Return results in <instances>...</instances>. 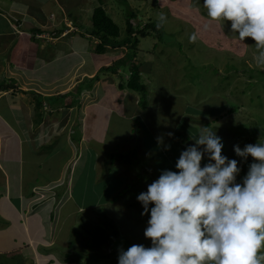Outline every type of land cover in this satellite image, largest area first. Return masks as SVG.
I'll return each mask as SVG.
<instances>
[{
	"label": "rangeland",
	"instance_id": "1",
	"mask_svg": "<svg viewBox=\"0 0 264 264\" xmlns=\"http://www.w3.org/2000/svg\"><path fill=\"white\" fill-rule=\"evenodd\" d=\"M0 1L7 5L4 10L13 19L11 21H20L23 27L31 23L32 26L41 25L44 30H51L62 22L69 26L58 37H52L46 31L35 35L40 39L36 42L40 48L49 40L63 44V47L66 43L70 46L67 54L59 52L64 51L62 47L58 52H51L49 48L41 50L39 55L48 64L39 69L32 67L35 71H30L19 68L13 61H22L23 56L27 59L28 68L31 54L38 52L37 47L22 43L23 36L16 34L13 38L10 37V40L7 39L9 46L4 51L6 57L11 59L10 65H6V57L0 53V56H4L3 60L0 59L1 73H4L3 70L11 73L7 78L0 79L2 86L4 83H12L17 87V82L22 79L28 84L35 79L38 87L35 91L43 96H50L52 91L57 90H62L61 93L69 90L75 93L79 80L80 86L82 83L89 85L84 92L81 91L83 95H79L82 101L76 96L78 99L71 108V114L69 110L59 109L55 120L48 125L43 122L40 128L33 127L26 116L18 113L20 110L16 105L11 106L12 99L16 100L17 96L20 102L23 98L29 102L30 95L25 92L37 88L35 85L31 84L33 88L28 89L21 84L17 88L0 91V164L6 168L4 172H0V179L4 178L6 171L15 172L13 167L19 169L22 168L21 165L29 162V166L25 168L34 169V177L39 172L38 178L45 177L52 181L47 197L50 199L49 205L46 207L43 202L40 210L46 221L53 214L52 223H47L49 233L52 225V229L54 228V235L47 238L49 240L53 237L51 241L39 242L43 264H72L65 260L70 249L68 238L71 229L84 232L87 219L98 222L106 213L110 216L111 211L115 216L119 214V217L116 216L118 220L113 223L120 234L114 235L108 228H103L102 235L107 231L113 239L112 243L107 244L106 239L96 249L101 255L89 260L84 258L83 261L85 264H118L120 250L130 247L128 241H125L126 229L141 223L146 225L148 221L145 223V220L150 218V212L141 215V203L136 208H130L126 206L124 199L130 195L137 197L141 192L147 191L148 184L156 180L162 170L178 171L175 163L181 151L194 144L192 138L202 128L214 130L224 145L222 154L238 161L241 171L237 182L242 183L248 166L254 160L250 159V155L246 159L237 156L233 146L240 144L244 137L251 136L250 128H257L252 133H256L259 142L264 143V123L259 125V121H264V88L257 85L259 82L256 78L257 70H264V66H257L254 61L257 53L253 40L245 38L241 42L238 34L231 31L229 21L209 20L203 0H34L31 4H26L25 0H14L15 4L20 2L18 9L23 7L21 11L10 10L13 0ZM99 4L118 25V39L126 36L128 20L132 26L137 27L147 22L157 23L161 12L167 16V21L162 26L163 32L151 31L149 35L139 37L137 49L133 53L134 58L131 57L133 54H128L122 61H118L116 64L122 75L121 72L116 75L107 74L111 80L107 83L102 82L105 76L102 74L98 81L92 82L87 79L89 77L86 74L82 75L86 66L91 71L105 60L121 58L127 51L121 47L108 48L102 54L94 53L90 42L95 44L97 41L93 37L89 38L88 31L92 11ZM24 5L31 11H38L39 17L28 22L26 15L21 13L27 14ZM29 15L33 17L34 14ZM73 21L79 24L81 30H76ZM193 33L197 35L195 43L189 42V36ZM28 34L32 36L34 33ZM130 63L137 65L141 81L146 84L145 108L139 104L141 93L127 87L118 88L121 76L122 81H125L130 75ZM243 63L255 69L246 72L241 69ZM234 66L238 67L237 71H234ZM248 82L255 85L248 87ZM12 92L16 93L15 97H11ZM87 95L93 101L88 100ZM72 96L70 94L68 98L72 99ZM88 104L96 105L86 108L88 111L84 110ZM234 105L239 106L238 109L229 112V107ZM47 108L46 105L45 110ZM83 115L87 117L85 120ZM135 115H140V119L129 117ZM72 116L73 122L70 123L74 124L68 126V117ZM44 117L47 120V114ZM78 121L82 122L83 128L86 127V137L90 135L89 143H83V149L81 144L77 146L72 140L76 135H81ZM62 122L64 123L60 127L59 123ZM238 124L248 129L241 131ZM66 126L73 128L75 134L71 135ZM176 129L180 131V139L175 135H167L174 134ZM57 132L63 135L52 146L49 138ZM187 134L191 138L188 136L190 140L184 141L186 139L183 137ZM158 136L163 138L160 144L157 142ZM98 137L101 141H96ZM112 142L116 144L113 149ZM165 146L170 147L165 150ZM85 148L90 150L88 155ZM95 150L100 151V159L98 157L97 161H94ZM158 152L165 154V162L159 164L153 161V156ZM208 162V155L205 154L201 166ZM12 180H16L13 175L10 181ZM120 189H125L126 193L119 191L118 195L121 196L113 200L112 196H117L116 191ZM2 191L4 190L0 187V194ZM87 197L94 198L88 200ZM152 206L149 204V209ZM1 236L3 235L0 234ZM71 236L75 238L74 235ZM131 236L134 237V234ZM5 240L7 247L9 243ZM145 245L151 246V241L146 240ZM87 250L91 254L96 253L92 248ZM18 256L15 252L9 255L0 254V264H31L29 259Z\"/></svg>",
	"mask_w": 264,
	"mask_h": 264
},
{
	"label": "clouds",
	"instance_id": "2",
	"mask_svg": "<svg viewBox=\"0 0 264 264\" xmlns=\"http://www.w3.org/2000/svg\"><path fill=\"white\" fill-rule=\"evenodd\" d=\"M203 6L209 20L229 21L241 42L251 38L254 61L264 66V0H203ZM166 21L159 13L156 27ZM192 139L175 163L178 171L162 170L137 196L141 215L150 212L144 236L151 246L120 250L118 264H264V143L233 146L237 156L254 160L238 183V161L222 154L214 130L202 128ZM205 154L209 162L201 166Z\"/></svg>",
	"mask_w": 264,
	"mask_h": 264
},
{
	"label": "trees",
	"instance_id": "3",
	"mask_svg": "<svg viewBox=\"0 0 264 264\" xmlns=\"http://www.w3.org/2000/svg\"><path fill=\"white\" fill-rule=\"evenodd\" d=\"M204 15H206V14H204ZM72 23L79 30H81V27L79 26L78 23H75L74 21ZM157 23L156 22H147V23L143 24L142 26L137 25V27H134V26H132V24L128 20L126 23V29H125L126 30V36L123 39H118L120 37V31H119L118 25L108 15L105 8L103 6H101V4L97 5L92 11L91 21H90V26H89L90 30L88 31V33L90 35L89 38L91 39L93 37L92 39H95L97 41L95 44L90 42V44L93 47L94 53L95 54H102L108 48L116 49V48H121V47H124V50H127L128 52L126 51V53L121 58H118L117 60L112 61L108 65H101L100 67H98L96 69L95 73L91 77L87 76V77H89L87 79L90 82L98 81L100 74H102V75H107V74L116 75L119 72H121L120 67L116 63L118 61H122V58H124L126 55L135 53L134 51L137 49V45L139 43V37H145V36L149 35L151 33V31H154L156 33L163 32L162 27H160L159 29L156 27ZM32 27H33L32 31L34 33L32 35L33 37H35V35H38L42 32L49 31V29L44 30V28H41L40 26H32ZM67 27L68 26L66 25V23L62 22L61 24H59V25L55 26L53 29H51L52 35L53 36L60 35V33H62L64 31V29H66ZM217 29H219V28H217ZM131 57L134 58V54ZM242 65L243 66H241V69L246 71V72H248V71L250 72V71H253L255 69V68H249L244 63ZM88 67L89 66H86V69H85L86 71H88L87 70ZM237 69H238V67L235 68V66H234V71H237ZM129 70H130L129 71L130 75H129L128 79H126L125 81H122V76H121L120 82H118V88L123 89V88L127 87L131 90H134V91L141 93L142 97H141V101L139 104L141 105L142 108H145L147 106L146 84L141 81V74H140V71L138 70L137 65L130 63L129 64ZM257 73H258V76L256 78H257V81L259 82V84H257V85L264 88V70H257ZM121 75H122V72H121ZM251 77H253V76H251ZM17 83H19V81ZM31 84L34 85L33 83H31ZM78 84L79 85L76 87L77 93L76 92L73 93L72 91L69 90V91H66L64 93H57V94H52L50 96H43L40 92H37L33 89H30V91L25 92V93H28V95H30V102L33 105V111H32V115H31L32 126L35 128H40L41 127L40 124H42L43 122H44V124L48 125L50 122H53L55 120V118H56L55 114L57 113V111H59L60 108H62L63 111H66L67 109L69 110L70 108H72L74 103L78 99V98H76V96L77 97H79V95L81 96L82 92L85 91V88H87L89 86V85L85 86V85H83V83L81 84L82 86H80V82ZM253 84L254 83L248 82L247 86L251 87ZM15 86L16 85L12 84V83H7V84H4L2 86V84L0 83V88L3 87L5 89H8L9 87H15ZM95 91L96 90L94 89V92ZM21 92H23V90H21ZM70 94L73 95L72 99L68 98V95H70ZM78 100H82V98L79 97ZM44 102H45V104H44ZM46 105L48 108L45 110ZM238 107L239 106H236V105L230 106L228 111L234 112L235 110L238 109ZM18 113H21L23 115L22 111H18ZM45 114H47V120H45V117H44ZM129 117H131V118L136 117V118L140 119V115L129 116ZM68 120H69V122L67 123V125L69 126L70 117H68ZM63 123L64 122L59 123L60 127L63 125ZM263 123H264V121H259V125H261ZM73 124H71V126ZM77 124H78V126L80 125L81 135L80 136L76 135L75 137H73V138L71 137V138H72V140H74L77 143V146H79V144H81V148H82V146L84 145L83 143H85V142L89 143L90 135L86 137V134H85L86 129L83 128V124L81 121H78ZM81 124H82V126H81ZM237 127L240 128L241 131L248 129L245 126H243L242 124H238ZM256 129L257 128H250V130H251L250 135L251 136L250 137H248V136L244 137L242 139V142L240 144H238L241 149H243V147L246 144L262 143V142H259V138L255 136L256 133H254V132L252 133V131H254ZM258 129H259V127H258ZM67 131H70L71 135L75 134L73 132L74 131L73 128L71 129V128L67 127ZM132 131H133V129H132ZM179 133H180V131L176 129V130H174L173 135H175L176 137H178V139H180L181 136L179 135ZM62 135H63V133H60V132L53 134L49 138L50 144H52V146H53V144L55 142H57ZM188 136H189V138H191L190 135L187 134L183 137L184 139H186L184 141L190 140V139H188ZM75 138H77V139H75ZM86 139L88 141H85ZM96 141H101L100 137H98V139ZM112 145H113V147H112ZM115 145L116 144H114V142H112V144H111L112 148L111 149H113L115 147ZM152 145L156 146L155 143H153ZM96 151L100 152L99 150H96ZM113 151L115 152V150H113ZM164 155L165 154L158 152L155 156H153V161H157L159 164L165 162L166 159L164 158ZM250 159H253V158L251 157ZM103 162H104V160H103ZM104 169L106 171L107 168L105 167ZM119 191H121V189L116 191L117 196H112L113 200L117 199L116 197L121 196V195H118ZM121 192L126 193V190L122 189ZM122 196H124V195L122 194ZM122 198L124 199V197H122ZM47 201L48 202L45 204L49 205L50 199H48ZM124 202H125L126 206L130 207V208H132L133 206H134V208H136V207H138V205L140 203L137 200V197H134L132 195L127 196V198L124 199ZM50 204L52 205V200H51ZM52 207H54V206H52ZM56 210H57V208H56ZM109 213L111 214L110 216H107V213H106L105 215H103L101 220L98 222H90V220L87 219L86 222L88 224L85 223L86 225H85V227H83L84 232L77 231L75 228L71 229V231L69 233L70 236L68 238L70 249L67 252L69 253V255H68V253H66L65 260L67 259V261L72 263V264H85V261H83L84 258H88L87 260H89L92 257H96V255H101L99 251H96V249L99 248V245L101 243H105L106 239H107V244L110 245L112 243V240H113L112 237L109 236L107 231H106V234L104 233V235H102L101 231H103V228H105V230L108 228L110 231H112V233L114 235L120 234L118 232V229L115 228L114 223H113V222H115V220H118L117 217H119V214L116 215L117 216L116 217L114 215L113 211H111ZM49 219H50L49 221L44 220V224H45L46 228H49V225L47 223H49V224L52 223L53 214L50 216ZM148 220H145V223ZM103 224H105V226H103ZM147 226H148V223L146 225H143V223H141L138 226H133L130 229H126L127 239L125 237V241H128L127 243H129L130 246H132L133 244H143L146 247L145 241L146 240L150 241V239L145 238V236H144V230L146 229ZM52 227H53V225H52ZM52 227L50 230L51 232H52ZM51 232L49 233V231H48V234L50 235ZM131 234H134V237L131 236ZM71 235H74L75 238H72ZM88 236H91V238H89ZM128 236H131V237H128ZM123 238H124V236H123ZM144 239H145V241H144ZM75 243H78V244H75ZM87 245H88L87 249L92 248L96 251V253L95 254L89 253L88 250L86 249Z\"/></svg>",
	"mask_w": 264,
	"mask_h": 264
},
{
	"label": "crops",
	"instance_id": "4",
	"mask_svg": "<svg viewBox=\"0 0 264 264\" xmlns=\"http://www.w3.org/2000/svg\"><path fill=\"white\" fill-rule=\"evenodd\" d=\"M32 1H34V0H25V3L31 4ZM46 1H48V0H44V2H46ZM19 3L20 2H18V4H15L14 0H13L12 5L10 6V10L11 11L12 10H17V11L23 10V7L21 9H18ZM6 6L7 5L3 4L0 1V41H2L0 43V53H3L4 56L6 57L4 51L9 46L8 44H9V40L11 39L10 37L13 38L16 34H17V36H23L22 43L25 42L29 46H33L35 48L37 47V49H38L37 54H34V55L31 54V59L29 60L28 68L26 67V60L27 59L23 56H22V61H19V62L13 61L17 66H19V68L28 69L30 71H35V69H33L32 67H37L36 69L45 67L48 63L46 61H44L43 58L39 55L40 54L39 52L45 48H49L51 50V52H52V50H55V52H58V49L60 47H62V48H64V51L59 50V52L64 53V54L68 53L67 48L70 46L67 43L63 47V44H60L58 42H52L51 40H49L48 43L45 44L44 47L40 48L39 47L40 45L37 46L36 42H39L40 39L33 37V36H30L28 34L29 32H33L32 31L33 27H31L32 26L31 23H29V25L27 24L26 25L27 27H23L21 25L20 21H18V23H14L15 21L14 22L11 21L13 19L10 18L7 15L6 11L4 10V8ZM24 7L27 9V10H25L27 14H25V12H21V13H22V15H26L25 18H27L28 22H30L32 19H34L36 17L37 18L39 17L37 14L38 11L36 12V11H31V9L29 10V8H27V5H24ZM30 13L34 14L33 17H29ZM39 13H40V11H39ZM38 26L41 27V25H38ZM45 29H48V28H45ZM64 30H67V28ZM76 30H79V29L77 28ZM51 31L52 30H49L46 32L51 33V35H52ZM63 32L57 36L52 35V37L61 36L63 34ZM42 33H40V34H42ZM7 39H9V40L7 41ZM64 54H62V55H64ZM117 54H119V53H117ZM4 56H0V59L3 60L2 57H4ZM6 61H7L6 65L11 64L10 58L6 57ZM111 62L112 61H110V60H105L104 62H101L100 64L95 66L91 71L84 70L82 75L86 74L87 76L91 77L95 73V71L98 67H100L101 65H108ZM41 64H42V66H39ZM78 67H79V65H78ZM5 68H6V66H5ZM3 72L4 73H1V71H0V79L3 77L7 78V76H9V74H11L9 72V70H6V71L3 70ZM103 78L104 79L102 80V82H106V83L108 81L111 82V80L108 79L109 77H107V75H105ZM6 82H7V80H6ZM79 82H80V80H79ZM30 83H33L37 87V84L35 83V79L33 80V82H30ZM4 84H7V83H4ZM21 84L24 85L23 87H26L28 89L33 88V86H31V84L26 83L23 79L19 83H17V87H18V85H21ZM17 87H12V88H17ZM10 88L11 87H9L8 90ZM33 89L34 90L38 89V87L33 88ZM4 90L7 91L3 87L0 88V91H4ZM52 92H53V94H57V93H61L62 90H57V91H52ZM10 94H11V97L16 96L15 92L14 93L12 92ZM82 95H83V93H82ZM17 97L18 98L16 100L14 98H13L14 100L12 99L11 106L15 107V105H16L18 110L22 111L23 115L26 116V118H28L29 122H31V120H29V118H31L32 111H33L32 103L30 101L28 102V100L26 98H23L22 102H20L19 96H17ZM87 97H88V100H92V99H90V96L87 95ZM99 101H100V99L97 102L99 103ZM95 105H89L88 104L84 110L88 111V109H86V108H88L89 106H95ZM30 107L32 108L31 110H30ZM60 109H62V108H60ZM77 109H79V106ZM69 110H70V114H71V108ZM24 111L27 112L26 115H25ZM84 114H87V112H84ZM86 118L87 117L85 115H83V119L85 120ZM96 119H101V118L96 117ZM70 121L73 122V116L70 118ZM72 122L69 124H72ZM84 129H86L85 126H84ZM85 152H87V155H88L90 150H88L86 148ZM99 155H100V153L95 150L94 161L98 160ZM99 159H100V157H99ZM28 163L29 162H26L25 164L21 165L22 168L20 167L19 169L16 167H13L15 172H12L10 170L6 171L4 173V178L0 179V187H2L4 190L0 194V220H1V222H0V234L3 235L0 237V239H1L0 254L9 255V254L15 252L16 255H19L18 257H22V259L23 258L29 259L31 261V264H32V262H33V264H43L42 256H41L42 254H40V252H39V242L47 241L48 240L47 238L51 237V235L53 236L54 235V228L52 229V232L49 235L48 234V228H46V226L44 224V220H45L44 216H42V212L40 210H41V204L43 202L44 203L48 202L47 201L48 200L47 199L48 190L50 187V182H52V181L50 179H46L45 177L44 178L40 177L41 179L38 178L39 172L36 173L37 176L34 177L35 170L30 168V167L28 169L25 168L26 166H29ZM5 169H6L5 166L3 164H0V172H2V171L4 172ZM8 173H10L11 176L13 175V178L16 177L17 181L16 180L10 181L11 176ZM86 184H88V183H86ZM87 190H89V189H87ZM92 193L93 192L91 191V194ZM39 195H41L42 197L40 198ZM91 198H94V197H87L88 200H90ZM47 206L48 205H46V207ZM12 230H13V232H12ZM52 238H50L49 240L51 241ZM5 239H7L8 243H9V245L7 247L5 246V242H6Z\"/></svg>",
	"mask_w": 264,
	"mask_h": 264
}]
</instances>
